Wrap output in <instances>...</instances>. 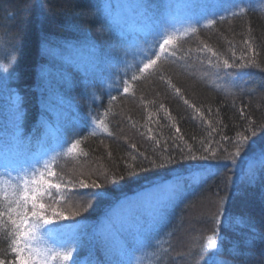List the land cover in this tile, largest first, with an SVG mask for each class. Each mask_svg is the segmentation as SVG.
Masks as SVG:
<instances>
[{
    "label": "trees",
    "instance_id": "obj_1",
    "mask_svg": "<svg viewBox=\"0 0 264 264\" xmlns=\"http://www.w3.org/2000/svg\"><path fill=\"white\" fill-rule=\"evenodd\" d=\"M137 1L152 6L162 20L166 12H174L177 0ZM106 2L110 3L114 13V0H0V64L13 74L8 87L15 90L22 101V132L24 137L32 138L28 153L41 150L51 156L66 150L67 145L62 147L56 138H49L42 145L37 142L44 133L40 127L41 119L53 127L57 123L63 125L68 140L86 137L81 147L87 156L81 155L77 159L61 156L58 159V170L66 175L114 171L119 174L126 164L140 163L142 158L132 160L139 151L149 156L164 155L165 142L169 151L177 154L179 159V148L170 139L177 135L172 123L196 149H200L202 139L218 141L220 137L215 133L209 137L207 125L157 77L141 79L136 82L132 94L121 95L123 80L134 70L124 63L125 60L128 64L133 63L132 53L124 41L125 38L131 41L132 50H137L135 39L140 32L136 35L128 25L113 19L105 7ZM237 2H242L247 12L234 18L228 10ZM206 4L217 7V23L210 28L203 26L204 20L192 24L198 28V33L182 41L178 53L182 56L191 49L189 59L166 67L184 97L197 107L203 106L202 111L209 121H223V125H227L223 132L233 137L236 131L242 130L238 125L243 122L237 119L240 107L247 106L245 110L253 119L264 120V0H207ZM139 11L137 15L135 11L137 18ZM220 15L225 16V20L220 21ZM138 26L143 28V23ZM245 38L254 41L260 55L256 58L259 67L245 69L247 74L243 79L223 73L217 79L214 70L201 63L200 58L207 57L195 51L204 42L230 57L231 42L239 57L245 49ZM85 44L94 46L97 55L114 58V63L101 65L94 72L89 68L90 54L85 63L79 62L89 53ZM86 68H89L87 73ZM229 71L235 73L236 70ZM4 74L0 72V77ZM110 95L118 96L112 105L109 104ZM161 103L173 120L170 121L164 111H157ZM233 103L236 108L232 107ZM9 106L8 93L0 91V152L16 158L9 136ZM109 107L111 111L107 120L115 138L100 132L91 136L94 125L88 113L102 114ZM149 127L160 139V146L148 139ZM176 143L184 147L179 140ZM130 144H135L137 150H132ZM246 159L235 170V175L222 167L208 171L193 167L214 164L215 161L189 160L140 173L127 182L106 184L103 199L94 201V206L78 216L67 220L54 218L52 225L39 230V240L42 246L53 245L48 230L61 226L59 238L72 240L78 237L73 253L76 264H108L105 255L108 244L103 245L96 232L102 222L108 221L118 203L146 196L151 198L158 191L178 188L179 194L169 203L163 225L149 236L151 247L133 249L128 256L131 264H171V257L177 252L189 250L197 253L191 264H208L209 252L200 253L198 245L216 231L223 239V252L217 259L226 260L228 264H264V183L258 179L254 184H247L240 179L246 169ZM230 176L235 183H229ZM221 197L225 201L223 207L228 219L224 226L217 228L212 217ZM154 205L155 201L139 202L127 223L113 224V237L120 240L130 238L143 227V222L153 213ZM64 234L72 237L64 238ZM169 244L172 245L170 257L158 258L160 253L156 249L167 248ZM0 247H7V244L0 241Z\"/></svg>",
    "mask_w": 264,
    "mask_h": 264
},
{
    "label": "snow or ice",
    "instance_id": "obj_2",
    "mask_svg": "<svg viewBox=\"0 0 264 264\" xmlns=\"http://www.w3.org/2000/svg\"><path fill=\"white\" fill-rule=\"evenodd\" d=\"M187 8L194 11L193 16L189 20H194L196 24H200L201 20L205 21L204 27H212L217 23V14L211 11L215 5L193 2L186 5ZM133 8L141 10L143 28L142 31L148 40L147 47L144 49L132 50V42L125 38L129 51L132 53V64L124 63L127 67H134L130 77L123 80V92L121 95L127 96L134 92L135 84L141 79L157 77L162 83L166 84L169 89L173 90L188 108L200 117L201 121L207 125L210 131L208 136L212 137L215 133L220 137L217 141L214 138L200 141V149L194 148L189 144L181 130L172 123L175 128L176 136L171 137L173 145L179 148V159L177 154L169 151L167 142L162 151L165 153L160 156H149L143 151H139L137 155L132 157L133 161L142 158L138 165L126 164L124 169L117 172H79L72 175H66L58 170L57 161L63 157L73 159L87 156L88 153L83 151L81 147L84 139L68 140L63 131V125L57 123L55 127L49 125L48 121L41 119L40 127L44 129L37 142L44 144L49 138H56L58 143L63 147L67 145L66 150L56 152L54 155L48 156L47 153L40 155H29V145L32 138H26L22 132V101L15 90L8 87L9 79L13 74L8 71L7 67L0 64V72L5 73L0 77V91L8 93L10 100V143L15 149V159L8 160L5 156L3 171H0V241L7 244V247H0V264H76L74 260V246L79 242L78 237L72 240L61 239L57 236V232L61 230V226H56L48 230V236L54 241L53 245L44 247L37 246L34 242L37 240L38 232L45 225H52L54 218L56 220H67L70 217L78 216L82 211H87L94 206V201L103 199L106 195L103 186L106 184H119L127 182L129 178L137 177L140 173L150 172L155 169H165L175 165L181 161H215V163H204L193 165L205 171L212 168H225L235 175V170L245 162L246 169L244 175L240 179L247 184H254L258 179L264 183V120L257 121L253 119L245 109L247 106L237 109L239 121H242L241 131H236L235 136L230 137L223 132V121L216 120L211 122L205 118L202 107H197L184 97L183 91L173 83V78L168 72L170 63H182L189 59V53L178 55L181 51V42L186 38L198 33V28L192 26L191 23L183 30L169 31L170 23L162 21L147 3H138ZM195 10H198L195 11ZM229 15L234 18L242 17L246 14L247 9L242 2H237L228 10ZM225 16L220 15V21L225 20ZM250 31V30H249ZM230 43L231 56H225L214 49L207 43L201 42L196 48V52L207 57L200 58L202 64H207L213 71L216 78H220L221 73L228 76H235L239 79L247 74L244 70L253 67H259L256 58L260 55L254 41L251 38H245L243 44L245 49L239 57L236 55L234 46ZM89 54V68L94 72L100 69L101 65H111L114 58L108 56L97 55L94 46L85 44ZM128 55V52L125 53ZM89 68L85 69L87 73ZM229 70H236L235 73ZM127 76V71L125 70ZM208 75V73H205ZM119 79V77H117ZM118 100L117 95L109 96V104L112 105ZM236 108V104H232ZM164 111L167 118L171 121L173 118L168 113L165 105L161 103L157 111ZM111 108H105L100 114L93 115L88 113L93 126L91 136H96L97 132L104 133L107 137L115 138V133L110 129V122L107 117ZM217 110V114H218ZM208 113L212 114V109L208 108ZM151 116V114H150ZM133 127L135 125L133 124ZM147 137L153 140L157 146L161 141L155 135L151 127L147 130ZM193 140L196 138L193 137ZM179 140L184 147H180L176 141ZM213 145H216L213 147ZM129 147L136 151L137 146L130 144ZM7 148V145H6ZM251 154V155H249ZM109 152L108 156L111 157ZM147 161V166H144ZM231 165V166H230ZM13 172L16 174L13 175ZM229 183H235L233 178L228 177ZM85 190V191H80ZM179 194V189L167 188L164 195L158 197L155 201L154 211L151 216L143 222V227L130 238L126 237L116 240L106 247L105 255L108 257V264H131L128 256L133 249H148L149 236L159 231L166 219V211L169 203L173 201ZM224 198H219L216 213L213 215V223L217 228L224 226L227 222L225 209L223 207ZM111 224V217H108ZM103 228L102 234H111L114 229ZM75 234V226L72 228ZM200 253L209 252L208 264H228L226 260L217 259L216 257L223 252V239L218 231L212 235H207L204 242L198 245ZM160 253L158 258H168L172 252V245L167 248L156 249ZM197 253L191 250L187 252H177L171 257V264H191Z\"/></svg>",
    "mask_w": 264,
    "mask_h": 264
},
{
    "label": "rangeland",
    "instance_id": "obj_3",
    "mask_svg": "<svg viewBox=\"0 0 264 264\" xmlns=\"http://www.w3.org/2000/svg\"><path fill=\"white\" fill-rule=\"evenodd\" d=\"M175 1V0H174ZM216 2H219L221 0H214ZM228 2L231 0H227ZM235 1V0H232ZM177 4H175V10L174 12L165 13V16L162 18L163 21H168L170 23L169 26V31L171 30H183L184 27H187L189 23L191 24H195L194 20H189L188 18L193 16L194 11L190 10L189 8L186 7V5H189L193 2L198 3L199 0H177L175 1ZM138 4L137 0H114V13H112V9H111V5L110 3L106 2L105 7L106 9L108 8V11L111 15V17L115 20H120V22L122 24H126L128 25L129 29L131 31H134V33L137 35V33L140 32V36H137L135 39V43L138 46V49H144L146 44V41L148 40V37H146L142 31V27L138 26V23H143L142 21V15H141V10L139 11L138 9L133 8V5ZM210 5V4H208ZM217 7H214L211 9V11H214L217 13ZM135 11H136V15L139 11L140 15L138 16V18L135 15ZM198 12V10H195ZM89 53L87 55V57L84 59L82 57V60H79V62L81 63H85L86 59L88 58ZM71 57V56H70ZM69 57V58H70ZM44 153L43 151H36V152H29V155H40ZM7 155L8 160L12 161L15 158H10L8 155V153H1L0 152V171H3V164L5 162V156ZM16 173L13 172V175H15ZM165 190H161L158 191L157 194H154V196H152L151 198L149 196L146 197H142L140 199H129L127 201H125L124 203L121 202L111 213H110V217L112 219L111 224L107 222H102L100 224V227L97 228V232L96 234L101 238L103 245L105 244H110L116 240H120L118 238L113 237V231L112 230L111 234L105 235L102 234V229L103 228H111L113 224L119 225V224H124L127 223V221H129L130 216L133 213V208L136 207L139 202L142 201H156V199L162 195H164ZM154 198V200L152 199ZM77 230V228H76ZM60 233L57 232V235ZM112 235V236H111ZM38 238L37 240L34 242L37 246L40 247H44L41 244V240H39L40 237V232H38L37 234ZM72 236H69L67 234H64V238H71ZM136 255V254H135ZM131 261L133 262V257L131 256Z\"/></svg>",
    "mask_w": 264,
    "mask_h": 264
},
{
    "label": "bare ground",
    "instance_id": "obj_4",
    "mask_svg": "<svg viewBox=\"0 0 264 264\" xmlns=\"http://www.w3.org/2000/svg\"><path fill=\"white\" fill-rule=\"evenodd\" d=\"M206 2H207V0H199V2L198 3H204V4H206ZM176 3V2H175ZM177 4V3H176ZM112 236V235H111Z\"/></svg>",
    "mask_w": 264,
    "mask_h": 264
}]
</instances>
